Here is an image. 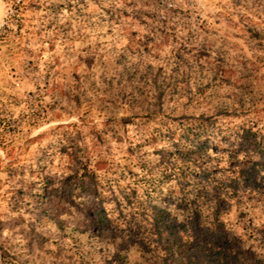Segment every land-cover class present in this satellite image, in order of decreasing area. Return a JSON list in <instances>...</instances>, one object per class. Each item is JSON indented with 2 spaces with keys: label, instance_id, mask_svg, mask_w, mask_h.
Segmentation results:
<instances>
[{
  "label": "clouds",
  "instance_id": "1",
  "mask_svg": "<svg viewBox=\"0 0 264 264\" xmlns=\"http://www.w3.org/2000/svg\"><path fill=\"white\" fill-rule=\"evenodd\" d=\"M0 2L6 10L0 18V55L13 66L22 59L24 74L35 85L27 87L42 96V103L58 95L64 101L62 127L46 124L37 114L29 121L34 128L29 135L38 138L24 145L26 152L13 153L7 144L0 149V180L5 191L22 188L35 194L46 185L55 194L58 218L83 232L79 240L85 243L75 264H167L161 249L168 250L169 232L161 229L152 237L143 231L152 227L148 209L153 205L170 214L167 222L183 226L174 234L181 244L196 241L193 248L207 244L219 253L215 261L198 264H264V49L221 46L217 35L205 31L208 25L201 27L208 0L155 5L144 0H31L33 11L13 15L7 13L21 6ZM225 6L238 25L234 31L252 23L264 28V0ZM211 8L220 10L215 4ZM117 10L128 15L108 22L106 13ZM169 10L178 14L160 23ZM145 13L158 15L141 26ZM21 19L27 31L22 38L16 34ZM37 29L47 43H36ZM24 39L31 42L25 45ZM259 43L264 45V38ZM49 45H55L51 52ZM205 143L211 145L206 159H213L217 153L212 148L220 146L223 171L200 183L197 199L187 177L183 182L178 173L162 178L173 169L160 162ZM207 167L193 164L192 170ZM126 169L143 178L134 186L133 208L125 203L130 181L121 173ZM246 181L249 189L260 187L248 194L251 203L242 200L243 192L236 198L241 203H223L230 200L229 187L242 190ZM88 209L95 214L90 219ZM242 212L247 215L237 219ZM8 236L5 232L0 240ZM13 243L24 241L16 237Z\"/></svg>",
  "mask_w": 264,
  "mask_h": 264
},
{
  "label": "rangeland",
  "instance_id": "2",
  "mask_svg": "<svg viewBox=\"0 0 264 264\" xmlns=\"http://www.w3.org/2000/svg\"><path fill=\"white\" fill-rule=\"evenodd\" d=\"M7 2L13 5H20L21 7L12 8L7 15H13L15 13H24L33 11L31 5V0H7ZM80 4H84L85 0H78ZM162 0H144V3L159 4ZM209 11L207 12V19L203 21L204 25H208L205 31L210 34L217 35L219 37L221 46L224 44H229L233 50L237 48H246L248 52H252L255 48L257 52L264 49V45L260 44L259 41L264 38V28H261L260 23H252L251 26L245 25L240 31H234L238 25L231 19V13H227V5H232L236 3V0H208ZM29 5L27 9L23 8V5ZM215 4L219 11L211 8V5ZM167 7V6H165ZM159 11H165L161 8ZM227 13V14H226ZM178 14L177 11L169 10L165 12V16L160 19V23L167 24L168 20L173 16ZM108 15V22L118 23L120 19L127 16L126 11L117 10L110 11L106 13ZM147 19L140 21L141 26L147 24L148 19H154L158 13H145ZM6 16V10L4 8V3L0 2V18ZM136 17H134L135 19ZM239 19V17H237ZM259 20V17H257ZM178 26L180 21H175ZM50 27V26H49ZM171 27V25H169ZM162 31L161 29H157ZM41 29L36 30V43H47V40H41L40 32ZM16 34L19 37H24L27 35V31L24 29V20L21 19L16 27ZM222 34V36L220 35ZM133 36L138 35L135 31L132 33ZM247 36V40L243 37ZM4 40L3 30H0V48H2ZM255 40L257 44L249 46V41ZM31 41L24 39L23 43L27 45ZM137 43H141L137 41ZM143 46V44H141ZM55 48V45H49L47 51L51 52ZM23 51V50H22ZM148 49L145 48V52ZM47 55V52L44 53ZM206 52L199 54L200 59H204ZM241 53L237 54L239 58ZM13 66L11 63H6L3 56L0 55V149H2L6 144L10 147L13 153H20L21 149L25 152L24 145L34 142L38 137L36 135H29L34 131L33 125L29 121H33L37 118L39 114L40 119H44L46 124L54 125L56 128L62 127L61 116L64 114L61 104L64 102L61 97L57 99H52L49 96L47 103H42V96H35V94L29 90L27 85L33 84L32 80L25 76L24 71H26L24 62L22 59L17 58ZM32 61H27V66L31 67ZM84 68H88V64L84 65ZM79 71V69L77 70ZM48 79V76H45ZM214 79H219L215 77ZM15 81V83H13ZM47 88V84L44 85ZM49 91H52L49 89ZM43 95H48V92H44ZM23 105V108L21 107ZM44 127V125H41ZM44 133L41 132L40 135ZM28 137V138H25ZM222 140L227 139L226 137H221ZM211 145L200 144L195 149H186L183 152H177L175 159L161 160L160 164L164 166L165 169L172 168V172L167 170L161 174L162 178L167 176H173L176 173L179 174L181 182L184 178L189 179V187L194 188L199 198V193L202 189L199 188L200 183L213 178V174H219L223 169L220 167L224 163L222 159V151L219 145L212 148L213 152L217 155L213 159H206L205 154L207 153L208 147ZM22 154V153H21ZM171 155V154H170ZM204 163L208 164L209 167L205 168L201 172H193L192 165ZM259 164L260 162H254ZM159 167V165L157 166ZM231 167V165H230ZM23 168V165H21ZM121 179H127L130 181L125 187L130 191L127 193L125 203L127 208L136 207L135 194L137 188L134 187L138 185L143 178H137L136 174L131 170L126 169L121 173ZM247 181L245 182V187L241 190L240 188L233 189L229 187L230 200L224 201L225 204H230L231 201H235L237 204L241 203L243 199H248L251 203L250 192H258L260 187L254 189H249L247 187ZM152 186L149 185V188ZM6 185L3 180H0V236L7 232L10 234L8 237H4L0 240V264H75L77 255L80 254V249L85 243L80 241L79 237L83 235L77 227L67 228L64 221L60 220L57 216L53 197L54 193H49L47 191L46 185L44 190L40 193H25L21 189H7L5 191ZM155 191V189H152ZM242 200H236L237 197L242 196ZM28 196V200L25 201V196ZM187 206V205H185ZM235 206V205H232ZM162 208L153 205L148 209L152 213L151 219V229L144 228L143 231L150 233L152 237L158 236L161 229H166L169 232L171 240L165 241V247L168 249L164 251V256L167 259V264H198L202 260L212 259L210 255H205L204 250L207 244H199L198 247L193 248L192 244L183 245L179 240L175 239L174 234L177 228H182L183 226L177 225L175 223L167 222L168 215L164 213L163 216L159 215ZM140 214L143 216L144 212L141 211ZM95 214L91 209H88L86 213V218H92ZM220 215H225L221 212ZM246 213H240L237 219L246 216ZM161 218V219H160ZM134 219V215H133ZM164 222L170 223L167 227ZM160 226L157 228L156 224ZM143 227V226H142ZM39 229V231H37ZM16 237H20L24 243L22 245H17L13 243ZM203 240L207 241L208 236H203ZM50 244V247H46ZM151 247V244H148ZM171 254V255H169Z\"/></svg>",
  "mask_w": 264,
  "mask_h": 264
},
{
  "label": "trees",
  "instance_id": "3",
  "mask_svg": "<svg viewBox=\"0 0 264 264\" xmlns=\"http://www.w3.org/2000/svg\"><path fill=\"white\" fill-rule=\"evenodd\" d=\"M164 210L162 209L160 212H159V215L160 216H163L164 215ZM161 219V218H160ZM164 224L169 227L170 226V223H165ZM157 228L160 229V226L158 225V223L156 224ZM227 243V241H225V244ZM204 254L207 256V255H210V257L212 258V260H216L217 257L219 256V253L217 252H214L213 250L209 249L208 246L206 247V249L204 250Z\"/></svg>",
  "mask_w": 264,
  "mask_h": 264
}]
</instances>
